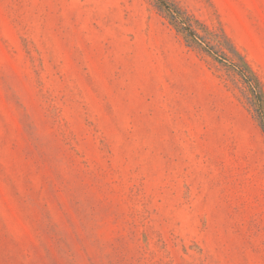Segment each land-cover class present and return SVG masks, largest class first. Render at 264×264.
<instances>
[{
	"label": "rangeland",
	"instance_id": "1",
	"mask_svg": "<svg viewBox=\"0 0 264 264\" xmlns=\"http://www.w3.org/2000/svg\"><path fill=\"white\" fill-rule=\"evenodd\" d=\"M164 2L0 0V264H264V0Z\"/></svg>",
	"mask_w": 264,
	"mask_h": 264
},
{
	"label": "trees",
	"instance_id": "2",
	"mask_svg": "<svg viewBox=\"0 0 264 264\" xmlns=\"http://www.w3.org/2000/svg\"><path fill=\"white\" fill-rule=\"evenodd\" d=\"M162 3L166 6V8L171 12V16L170 19L172 21V23L174 24V26L177 28L178 31L184 32L185 36L187 37V35L191 36L194 40V36H197L195 30L192 28L191 24L188 22V16H184L182 15V13H180L179 10H175L176 8L173 7L170 4H167L166 2H164V0H162ZM175 8V9H174ZM248 72L251 74L249 80H248V85L251 88L252 92H256L257 93V105L256 102H253V109L256 112V117L259 120V122L261 123L262 127H264V91L263 88L261 86V83L259 81V79L256 77V75L254 74V72L249 68ZM245 77H247L244 74Z\"/></svg>",
	"mask_w": 264,
	"mask_h": 264
}]
</instances>
